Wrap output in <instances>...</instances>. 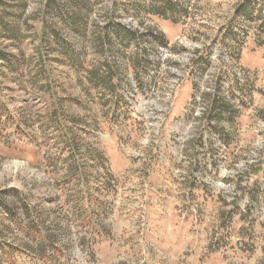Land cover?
<instances>
[{"label":"rangeland","instance_id":"rangeland-1","mask_svg":"<svg viewBox=\"0 0 264 264\" xmlns=\"http://www.w3.org/2000/svg\"><path fill=\"white\" fill-rule=\"evenodd\" d=\"M39 1L25 13L46 17ZM91 1L83 35L54 28L85 65L112 66L111 90L37 53L33 27L0 37L25 58L19 84L0 77V199L50 236L9 223L3 263L264 264V0ZM110 25L134 38L96 44ZM58 100L70 118L52 123Z\"/></svg>","mask_w":264,"mask_h":264},{"label":"trees","instance_id":"trees-1","mask_svg":"<svg viewBox=\"0 0 264 264\" xmlns=\"http://www.w3.org/2000/svg\"><path fill=\"white\" fill-rule=\"evenodd\" d=\"M28 1L29 0H0V37L8 38L15 43L21 42L29 37L26 30L33 27L34 33H38V31L44 33L43 40L39 42L37 53L40 54L45 51L46 54L49 53L54 54L55 56H60L64 64L70 66L71 68H75L78 71L86 70L88 72L87 76L90 83L95 87H97L98 84H101L104 89L111 90L116 86V75L114 69L107 61L99 62L96 65H85V62L81 59L80 53L74 52L72 50V46L66 38L61 34V32H58V30L54 28L57 24H59L68 29L70 33L83 35L86 24V13L90 11L93 1L40 0L38 5L43 11L37 10V12L39 13V11H41L46 16L42 19L38 18L36 14L25 13ZM166 2L168 3V6H173V4H170L168 1ZM154 13L161 15L160 10L158 9L154 10ZM250 13L251 11H248L246 14L249 15ZM110 26L113 27V29L112 27H109L112 31H108L105 28L98 30V34L94 41L96 44H103L104 42H107L110 46V43H113L114 37H116L120 45L126 46V42L134 38L133 32L125 26ZM23 27L25 29H23ZM259 30L262 34H264V17H262ZM20 52L21 51H19L18 54H13L0 49V77L6 79L12 76V81L16 84L21 82L16 76H18L17 74L22 75L21 66L25 63V58ZM52 58H56L57 60V57ZM44 68L45 66H42L37 67L33 70V72L30 70L28 71V74L31 76L30 83L35 86L38 85L39 88L46 87L49 82L46 81L47 83L44 85L39 84L40 79L45 80L47 77L44 75ZM8 75L10 77H8ZM109 92L112 93L113 90ZM58 102L60 103L59 100ZM60 113L65 119L68 120V118H70L60 103L59 106L55 107L54 112L47 115V120L49 122L50 120H55L52 123L57 122L60 117ZM77 120L78 118H74L73 122L77 123ZM63 127L64 125L61 126V128ZM68 129L70 132L74 130L72 127H69ZM80 146V138L78 135H75L72 139L70 156L73 160L71 161H74L75 156L73 153L78 151ZM20 202V199L17 200L16 198L13 200L11 199V201L8 202L0 199V208L3 209L2 211L0 209V264H4V261L7 262L8 260H15L12 256L14 247L3 240V232L6 229H10L9 223H12L16 229H23L27 232L29 231L35 237L40 236V238H47V240L50 238V236L46 235V232H42V220L39 216L35 218L32 217L31 211L33 208L26 203ZM45 244L46 242L44 241L43 246H45Z\"/></svg>","mask_w":264,"mask_h":264}]
</instances>
